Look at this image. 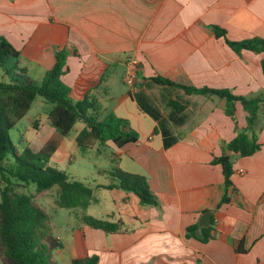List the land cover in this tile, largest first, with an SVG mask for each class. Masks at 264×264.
I'll list each match as a JSON object with an SVG mask.
<instances>
[{"label": "crops", "instance_id": "1", "mask_svg": "<svg viewBox=\"0 0 264 264\" xmlns=\"http://www.w3.org/2000/svg\"><path fill=\"white\" fill-rule=\"evenodd\" d=\"M213 26L232 41L264 38V0H0V37L20 51L18 68L40 83L55 63V52L63 51L62 81L72 96L90 91L104 114L127 121L139 136L122 148L107 142L87 150H95L94 159L103 158L87 160L103 181L90 186L92 200L83 216L119 222L120 230L106 233L83 222L72 231L68 255L55 236L62 247L53 258L64 264L93 254L97 264H264V103L251 128L239 102L232 105V118L225 99L151 81L160 76L187 87L264 99V55L236 54L215 37ZM130 58L139 63L137 80L134 88L123 89ZM47 109L43 101L37 109L43 117L31 120L34 134L23 138L24 144L38 151L56 142L50 160L55 167L72 168L76 154L87 152L76 144L84 125L78 122L60 136L49 124ZM236 130L254 133L260 149L234 159L230 201L216 209L225 187L221 167L211 161ZM98 169L145 177L160 205H141L120 189H97L111 183ZM99 191L106 192L103 200ZM207 211L212 239H186L187 227H199Z\"/></svg>", "mask_w": 264, "mask_h": 264}, {"label": "trees", "instance_id": "2", "mask_svg": "<svg viewBox=\"0 0 264 264\" xmlns=\"http://www.w3.org/2000/svg\"><path fill=\"white\" fill-rule=\"evenodd\" d=\"M212 30L215 37L222 38L236 54L249 51L264 55V38L232 41L222 28L213 26ZM19 57L20 51L4 37H0V70L8 76V80H0V263L58 264L53 258V252L62 245L53 235L49 216L30 195L17 191V188L34 185L37 192H42L57 187L58 205L61 208L83 210L90 204L93 190L81 181L70 179L51 163V156L57 148L56 142H50L38 151L27 145L18 149L9 132L17 121L26 116L39 96L48 105L49 124L60 136H67L78 122L84 125L76 137V144L81 152L92 149L95 144L106 145L107 142L122 148L136 143L139 136L127 121L111 113L104 114L101 103L90 91L80 98L72 96L71 87L62 81L67 72L66 55L63 51L55 52V63L44 74L40 83L27 76L24 69L18 68ZM261 70L264 77V58L261 60ZM151 81L157 85L182 89L186 94L225 99L228 103L225 112L232 118V105L239 102L248 114L247 123L251 128L264 103L262 98L246 99L224 90L187 87L160 76L151 78ZM173 107L176 111L181 108L176 104ZM259 149L254 133L249 135L246 130H236V136L224 145L222 154L213 158L211 164L221 167L225 187L216 209L230 201L234 159L251 156ZM97 172L99 176L106 174L111 180L108 185H97V189H120L136 196L141 205H160L159 200L151 193L145 177L119 169H98ZM82 220L85 225L106 233H116L121 226L119 222L103 221L91 216H83ZM199 230L198 224L187 227L185 238H194L202 243L212 239L208 233L209 228L201 229L200 235ZM98 261V255L93 254L84 258L73 257L70 264H97Z\"/></svg>", "mask_w": 264, "mask_h": 264}, {"label": "rangeland", "instance_id": "3", "mask_svg": "<svg viewBox=\"0 0 264 264\" xmlns=\"http://www.w3.org/2000/svg\"><path fill=\"white\" fill-rule=\"evenodd\" d=\"M22 63V62H21ZM18 65L20 66V60L18 59ZM118 69L115 71L117 72ZM121 73V70L118 71ZM8 76L5 75L3 71L0 70V80H8ZM127 88V85L123 86V89ZM43 102L41 97H37L26 114L24 118L17 121L16 126L9 132L10 138L16 147L19 149L21 146L25 145L24 142L29 138L31 135L34 134L33 127L31 126V120L33 118L41 119L43 116L38 115V107ZM73 133L70 134L69 138ZM26 140H24V139ZM77 158L75 161V165L71 168L65 163L56 165V168L59 171H63L67 174V176L74 178L77 181H83L87 186H91L95 180L103 181L99 179L96 175V172L91 165L87 163V160H95L97 162L102 161L103 158L98 157L94 159L93 155L98 156V154L93 151H87L85 154H76ZM53 164V160H51ZM55 164V163H54ZM17 191L30 195L35 203H37L49 216L50 218V225L52 228V232L54 236H59L62 239L63 246L65 247L66 255L70 250L69 241L71 238L72 231L80 226L83 225L82 217L84 211L82 208H74V209H64L58 205V196L59 190L57 187H53L50 190L37 192L34 185H30L27 187L20 186L17 188ZM97 195L100 199H104L106 192L99 191ZM57 260L58 264H64L62 261L58 260L57 257H54ZM54 259V260H55Z\"/></svg>", "mask_w": 264, "mask_h": 264}, {"label": "built area", "instance_id": "4", "mask_svg": "<svg viewBox=\"0 0 264 264\" xmlns=\"http://www.w3.org/2000/svg\"><path fill=\"white\" fill-rule=\"evenodd\" d=\"M138 61L135 58H130L125 62L123 82L130 88L135 87L138 75Z\"/></svg>", "mask_w": 264, "mask_h": 264}, {"label": "water", "instance_id": "5", "mask_svg": "<svg viewBox=\"0 0 264 264\" xmlns=\"http://www.w3.org/2000/svg\"><path fill=\"white\" fill-rule=\"evenodd\" d=\"M210 222H211V212L210 211L204 212L201 215V218L199 220V227L200 228H207V227H209Z\"/></svg>", "mask_w": 264, "mask_h": 264}]
</instances>
